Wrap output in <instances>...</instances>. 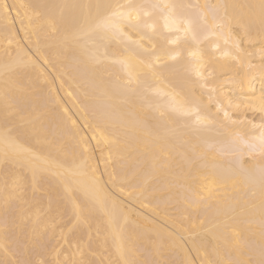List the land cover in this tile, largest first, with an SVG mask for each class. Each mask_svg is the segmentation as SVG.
Returning <instances> with one entry per match:
<instances>
[{"label":"bare ground","instance_id":"bare-ground-1","mask_svg":"<svg viewBox=\"0 0 264 264\" xmlns=\"http://www.w3.org/2000/svg\"><path fill=\"white\" fill-rule=\"evenodd\" d=\"M126 2L0 0L10 6L7 18L0 13V133L10 128L42 157L5 159L0 150L2 264L47 259L57 241L76 260L84 243L91 264H234L264 246L258 178L221 150L231 138L259 135L264 123L261 0H171L224 6L242 50L238 63L215 66L231 78L224 90L234 123L217 116L200 130L171 110L172 95L207 104V89L184 72L183 60L154 74L151 57L137 58L130 44L77 38L80 20L94 21L95 5ZM125 56L138 74L131 89L112 63ZM97 130L108 143L97 146ZM81 159L87 175L65 171Z\"/></svg>","mask_w":264,"mask_h":264},{"label":"snow or ice","instance_id":"snow-or-ice-1","mask_svg":"<svg viewBox=\"0 0 264 264\" xmlns=\"http://www.w3.org/2000/svg\"><path fill=\"white\" fill-rule=\"evenodd\" d=\"M94 7L97 9L94 21L90 22L87 17L80 20L78 39H88L91 42L90 38L96 36L101 41L115 40L130 44L137 58L142 53H147L151 57L148 67L154 74L158 66H168L170 62L183 60L184 72L191 76L201 88L207 89V104L178 100L175 95H172L171 110L178 116L187 118L194 130L215 124L217 116L222 117L224 121L234 123L230 116L232 103H225L228 96L224 90V86L232 81L226 72L221 71L217 74L215 66L221 60L238 63L242 50L240 42L233 37L225 22L226 14L222 13L224 6L201 7L174 3L171 0H140V2L128 0L126 3H105ZM9 8L7 3H0V13L5 18L9 15ZM101 9L104 11L100 12ZM260 9L261 23L264 26V0H261ZM240 27L243 29L244 25ZM112 63L121 66L126 77V87L131 89L139 83L138 74L132 70L131 57L117 58ZM6 70L9 69L6 68ZM72 123L75 124L74 121ZM260 129L259 135L252 136L250 139L243 137L229 139L221 150L226 155L234 157V163L241 166L246 163L252 166L247 169L242 167V170L253 182L258 178L261 204L264 206V123L260 125ZM80 139L83 151L88 152L87 138L81 136ZM92 139L96 140L97 146L108 143L103 132L98 130ZM0 150L5 159L24 154H28L34 160L42 159L37 153L20 144L11 135L10 128H5L0 133ZM257 156L260 157L259 163L256 162ZM245 157L248 159L245 160ZM85 164L86 159H81L79 162L73 161L65 168V171L72 175H87L84 171ZM54 166L64 167L61 164ZM113 181H115L114 176ZM92 182L98 184L94 176ZM17 187L20 188L19 185ZM66 191L71 192V189L66 188ZM252 194L255 195V192ZM116 208L117 204L113 201L112 209ZM4 235L7 240V225ZM59 247L60 242L57 241V244L46 253L49 258L28 260L24 264H91L85 259L86 245L84 243L76 248V253L80 256L78 260L64 256L58 251ZM211 264H218V262H211ZM234 264H264V246L261 247L258 256L253 252L248 260L235 261Z\"/></svg>","mask_w":264,"mask_h":264}]
</instances>
